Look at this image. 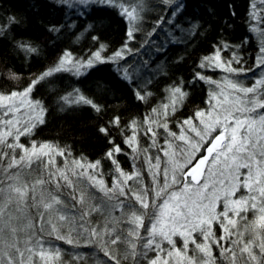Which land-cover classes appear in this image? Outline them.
Returning <instances> with one entry per match:
<instances>
[{"label": "snow or ice", "instance_id": "1", "mask_svg": "<svg viewBox=\"0 0 264 264\" xmlns=\"http://www.w3.org/2000/svg\"><path fill=\"white\" fill-rule=\"evenodd\" d=\"M57 3L68 8L96 3L118 7L130 24L128 40L135 39L155 7L168 9L171 17L184 8L178 0H158L156 5L150 0ZM248 17V31L257 41L253 65L244 67L237 51L228 59L221 57V50L239 49L249 37L204 57L199 67L228 74L220 81L200 73L193 77L215 85L207 106L177 121L174 131L170 117L188 93L180 85L171 86L167 103L121 129L122 134L130 132L124 143L131 149V171L117 159L123 149L109 140L113 146L104 159L112 165L111 183L104 178L102 160L77 158L67 146L32 139L47 113L42 102L32 98L35 87L42 81L52 83L48 78L56 73L80 74V68L105 62L100 51L86 63L74 62L71 53L64 52L26 88L0 89V264H264V0H250ZM163 22L161 16L155 24ZM18 47L29 54L38 51L28 44ZM114 58L122 59L123 50ZM123 71L128 78V70ZM247 73L253 74L251 84L239 79ZM8 78L18 76L10 72ZM136 95L144 101L150 93ZM60 100L62 107L89 105L101 111L78 90ZM110 124L119 127L120 117ZM99 131L109 135L107 127ZM145 138L150 142L142 144ZM57 241L93 251L73 252L67 260Z\"/></svg>", "mask_w": 264, "mask_h": 264}, {"label": "trees", "instance_id": "2", "mask_svg": "<svg viewBox=\"0 0 264 264\" xmlns=\"http://www.w3.org/2000/svg\"><path fill=\"white\" fill-rule=\"evenodd\" d=\"M150 2L156 5L158 0ZM178 2L183 3L184 8L176 17H171L170 11L162 6L155 7L142 22V30L134 33L135 39L128 40L129 21L115 7L91 4L75 9L61 6L57 0H0V25L3 26L0 32V89L10 92L26 88L30 81L53 67L64 52L71 53L75 61H85L100 51L105 61L97 62L83 74L56 73L48 78L52 83L42 81L35 87L32 98L41 101L47 113L46 123L35 130L32 139L67 146L77 158L83 155L91 161L102 160L104 178L111 183L112 165L104 159V154L113 146L109 140H114L123 149L117 159L122 168L131 171L132 153L124 143L125 135L130 132L122 134L121 129L133 119L137 122L143 120L152 108L167 103L171 86L180 85L188 93L183 105L170 117L169 126L174 131H177V121L207 106L209 92L215 87L204 80L193 81V77L200 73L220 81L228 74L212 66L199 67L204 57L214 55L217 47L240 45L245 37H249V42L239 49L221 50V57L228 59L233 51H237L245 61L244 67L253 65L257 41L248 31L250 0ZM161 16L164 22L157 27L155 21ZM9 18H15L18 23H12ZM169 19L172 23L167 22ZM176 24L179 27H175ZM260 26L264 28V24ZM52 27L59 31H49ZM154 27L155 32L152 31ZM149 33L150 41L156 47L155 54L150 48L153 46L151 42H144ZM20 43L31 45L38 51L26 53L18 47ZM121 50L126 57L134 58L133 65L138 62L136 66L141 68L138 75L130 74L125 78L119 63L110 61ZM141 60L147 62L144 68ZM10 72L16 73L18 78L9 79ZM252 75L242 74L239 79L251 84ZM74 90L99 105L101 111L97 112L89 105L62 107L64 102L60 97L74 93ZM138 91L150 95L141 101L137 99ZM117 116L121 121L119 127L110 124ZM101 127L109 129L108 136L99 131ZM28 139L21 138L25 143ZM149 142L147 138L141 141L142 144ZM57 243L65 250L67 260H71L69 254L73 252L88 255L93 251L88 247L73 249L61 241Z\"/></svg>", "mask_w": 264, "mask_h": 264}, {"label": "rangeland", "instance_id": "3", "mask_svg": "<svg viewBox=\"0 0 264 264\" xmlns=\"http://www.w3.org/2000/svg\"><path fill=\"white\" fill-rule=\"evenodd\" d=\"M94 5H105V6H110V7H115V6H112V5H110V4H107V3H96V4H94ZM78 8V7H77ZM77 8H75V9H77ZM119 12H120V9L118 8V7H115ZM126 18V17H125ZM127 19V18H126ZM128 20V19H127ZM151 45H153V43H152V41H151V43H150ZM153 47V46H152ZM153 54H155V52L153 51ZM143 54L141 53V56H142ZM92 58V56L89 58V59H91ZM89 59H87V60H89ZM133 59L134 58H128V57H126V54H123V58L122 59H117V58H114V55L110 58V61H112V62H117V63H119V68L120 69H122V71L124 70V69H127L128 70V74L130 75H136V71L138 70V68L135 66V65H133L132 64V62H133ZM73 60V59H72ZM87 60H85V61H75V60H73L74 62H79V63H86L87 62ZM97 62H94V64H96ZM136 63V62H135ZM93 64V65H94ZM147 65V62L144 60V61H142L141 60V66H142V68H144L145 66ZM68 67L69 68H71L72 67V65H68ZM88 68H90V67H83V68H80V74H83V73H85L86 71H87V69ZM144 70V69H143ZM140 71H141V68H140ZM139 71V72H140ZM70 72H73V73H75V70H71ZM257 73H259V69H258V72ZM213 86L215 87V85L213 84ZM177 129V128H176ZM178 130V129H177ZM162 131V130H161ZM161 143H162V141H161ZM132 162L133 161H131V164H132ZM249 215L248 216H252V214H251V212H249L248 213ZM217 235H219V229H218V226H217Z\"/></svg>", "mask_w": 264, "mask_h": 264}, {"label": "bare ground", "instance_id": "4", "mask_svg": "<svg viewBox=\"0 0 264 264\" xmlns=\"http://www.w3.org/2000/svg\"><path fill=\"white\" fill-rule=\"evenodd\" d=\"M151 38H152L151 35L146 36V37L144 38V42H146V43H150V42H151V41H150ZM146 48H147V47H146ZM146 48H145V49H146ZM150 48H151L152 51H154V52L156 53V50H155L156 47H155L154 43H153V47L151 46ZM138 58H139V56H138ZM137 63H138V62H136V64H137ZM136 64H135V66H136ZM136 67H137V66H136ZM137 68H138V70L135 72L136 75H138V73H139V71H140V66H138Z\"/></svg>", "mask_w": 264, "mask_h": 264}]
</instances>
